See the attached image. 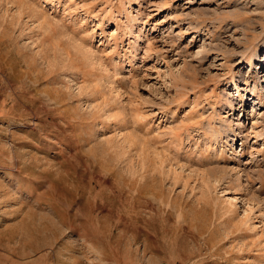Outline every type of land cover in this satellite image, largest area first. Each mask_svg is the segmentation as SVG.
Segmentation results:
<instances>
[{"label":"rangeland","instance_id":"rangeland-1","mask_svg":"<svg viewBox=\"0 0 264 264\" xmlns=\"http://www.w3.org/2000/svg\"><path fill=\"white\" fill-rule=\"evenodd\" d=\"M0 264H264V0H0Z\"/></svg>","mask_w":264,"mask_h":264},{"label":"crops","instance_id":"crops-1","mask_svg":"<svg viewBox=\"0 0 264 264\" xmlns=\"http://www.w3.org/2000/svg\"><path fill=\"white\" fill-rule=\"evenodd\" d=\"M1 196V195H0Z\"/></svg>","mask_w":264,"mask_h":264}]
</instances>
